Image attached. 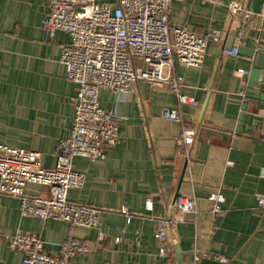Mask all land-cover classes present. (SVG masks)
<instances>
[{
    "label": "crops",
    "instance_id": "obj_1",
    "mask_svg": "<svg viewBox=\"0 0 264 264\" xmlns=\"http://www.w3.org/2000/svg\"><path fill=\"white\" fill-rule=\"evenodd\" d=\"M240 1L173 2L172 28L187 27L200 36L212 28L222 32L220 42L210 43L201 67L175 63L182 92L196 100L181 106L197 133L188 156L177 143L181 124L162 114L165 107L178 106L174 92L145 81L129 95L100 92L102 106L121 125L120 140L103 159H75V169L86 179L69 191V200L106 212L99 228H75L89 251L68 264H174L175 257H159L153 219L171 216L178 220L171 236L181 246L184 264L192 263L196 250L198 264H264V210L258 206V196H264V109L250 103L249 112L263 119L239 130L241 92L253 60L224 52L232 42L234 48H254L264 38V0H243L253 12L249 20L233 9ZM47 10V0H0V144L39 151L44 168L50 169L57 162L58 142L74 125L79 85L60 62L70 36L60 31L50 40L42 28ZM214 192L225 196L226 211L218 218L208 200ZM26 193L46 196L48 189L30 183ZM179 194L196 198V224L192 215L174 211ZM149 197L153 211L146 209ZM68 229L61 220L23 215L18 198L0 194V264H21L22 254L8 246L16 233L38 234L45 252L58 254Z\"/></svg>",
    "mask_w": 264,
    "mask_h": 264
},
{
    "label": "built area",
    "instance_id": "obj_2",
    "mask_svg": "<svg viewBox=\"0 0 264 264\" xmlns=\"http://www.w3.org/2000/svg\"><path fill=\"white\" fill-rule=\"evenodd\" d=\"M174 1L118 0L113 4L98 0H47L42 28L49 39L53 40L60 31L70 36V42L62 46L60 62L66 67L69 80L79 85L74 125L68 137L57 144L54 168H44L39 151L0 144V194L18 198L23 215L43 221L61 220L69 224V229L58 254L46 253L43 239L35 233L18 232L9 238V248L22 254L21 264H68L71 258L89 251L88 245L75 236V228H99L102 224L106 210L69 200V191L81 188L86 179L75 169V159H103L120 140L121 125L115 113L102 106V90L129 95L137 92L140 81H145L174 92L178 106H167L162 114L181 124L177 143L188 156L197 133L185 121L181 106L196 100L182 92L184 84L175 74V63L201 67L210 43L220 42L222 32L212 28L206 36H200L187 27L172 28L169 16ZM233 9L246 20L253 15L245 1ZM224 52L239 54L237 47L225 48ZM241 94L245 97L246 89ZM30 183L46 187L48 194L28 195L26 187ZM208 200L214 218L225 214L223 193L214 192ZM258 206L264 210V196H258ZM146 209L154 210L150 197L146 199ZM174 211L190 214L192 221L198 222L200 212L194 197L179 194ZM153 219L159 257L173 259L171 229L178 220L173 216ZM200 259L196 250L190 264H198ZM221 260L226 262L225 258Z\"/></svg>",
    "mask_w": 264,
    "mask_h": 264
},
{
    "label": "water",
    "instance_id": "obj_3",
    "mask_svg": "<svg viewBox=\"0 0 264 264\" xmlns=\"http://www.w3.org/2000/svg\"><path fill=\"white\" fill-rule=\"evenodd\" d=\"M234 48V42L229 48ZM238 52L246 55L253 60V65L250 69L243 112L240 116V131L252 129L259 120L263 118L254 112H249L248 106L250 103L257 104L259 109H264V38H259L258 44L254 48H248L244 45L238 47ZM249 125V126H247ZM175 260L174 264H184L182 249L179 243L174 240Z\"/></svg>",
    "mask_w": 264,
    "mask_h": 264
}]
</instances>
